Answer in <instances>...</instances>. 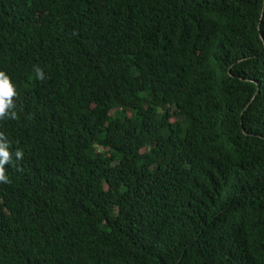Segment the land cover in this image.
<instances>
[{"label":"trees","instance_id":"1","mask_svg":"<svg viewBox=\"0 0 264 264\" xmlns=\"http://www.w3.org/2000/svg\"><path fill=\"white\" fill-rule=\"evenodd\" d=\"M0 71V264H264V0H0Z\"/></svg>","mask_w":264,"mask_h":264},{"label":"clouds","instance_id":"2","mask_svg":"<svg viewBox=\"0 0 264 264\" xmlns=\"http://www.w3.org/2000/svg\"><path fill=\"white\" fill-rule=\"evenodd\" d=\"M35 78L39 81L46 79L44 71L39 66H34ZM18 96L15 85L11 78L3 71H0V121L4 119L16 120L15 100ZM11 143L4 132H0V183L8 184L10 180L6 174V165H11L19 170L18 161H22L24 153L22 149H17L14 153L10 151Z\"/></svg>","mask_w":264,"mask_h":264}]
</instances>
